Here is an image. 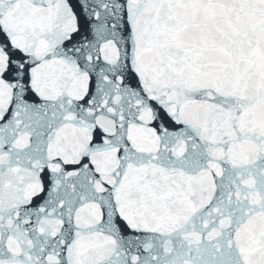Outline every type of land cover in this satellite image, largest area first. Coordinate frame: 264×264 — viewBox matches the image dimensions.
Wrapping results in <instances>:
<instances>
[{
    "label": "snow or ice",
    "instance_id": "6c2138e0",
    "mask_svg": "<svg viewBox=\"0 0 264 264\" xmlns=\"http://www.w3.org/2000/svg\"><path fill=\"white\" fill-rule=\"evenodd\" d=\"M0 264H264V0H0Z\"/></svg>",
    "mask_w": 264,
    "mask_h": 264
}]
</instances>
